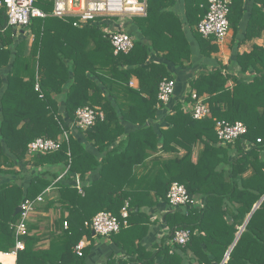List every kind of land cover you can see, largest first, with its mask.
<instances>
[{
	"label": "trees",
	"instance_id": "obj_1",
	"mask_svg": "<svg viewBox=\"0 0 264 264\" xmlns=\"http://www.w3.org/2000/svg\"><path fill=\"white\" fill-rule=\"evenodd\" d=\"M230 1L236 53L229 66L202 65L188 79L183 99L171 101L163 117L165 129L155 124L158 111L166 108L157 98L159 84L175 82L173 70L191 67L194 56L210 60L219 52L213 39L197 30L207 0H184L183 23L173 11L176 0H147L146 16L129 25L134 48L117 55L98 24L74 27L52 17L34 19L17 37L0 8V179H6L0 182L1 253L14 250L15 209L51 188L37 207L59 216L45 236L29 235L33 226L28 225L16 264H87L94 237L86 224L100 212L122 222L126 203L128 226L104 237L123 255L100 264H264V40L248 52L238 50L262 38L264 0L253 1L240 43L242 0ZM35 5L51 12L48 0ZM192 92L208 105L206 119L195 120L188 111ZM86 106L103 118L82 129L76 111ZM217 121L242 122L247 131L222 144L214 130ZM37 138L62 144L53 153L27 156L28 144ZM175 182L201 206L170 207L166 196ZM161 204L168 208L151 220ZM156 225L158 238L151 228ZM178 230L189 232L183 246L173 241ZM152 234L153 243L145 245ZM84 237L88 243L79 257L73 250ZM40 241L48 248H38Z\"/></svg>",
	"mask_w": 264,
	"mask_h": 264
},
{
	"label": "built area",
	"instance_id": "obj_2",
	"mask_svg": "<svg viewBox=\"0 0 264 264\" xmlns=\"http://www.w3.org/2000/svg\"><path fill=\"white\" fill-rule=\"evenodd\" d=\"M37 0H0V8H3L7 17V27H11L18 34L27 28L34 19L57 18L64 22L71 23L74 27H83L98 20L114 18L145 17L147 10V0H49L52 5L51 12L47 13L38 8ZM208 12L197 26L198 32L204 38H212L213 43L219 47L229 36L230 24L228 14L230 10V0H207ZM106 36L113 48L114 55L118 53H128L135 45V39L124 31H107ZM176 84L173 80L164 79L158 87L157 98L159 103L165 107L171 102L175 93ZM38 90V85L35 86ZM194 104L189 106L188 111L195 120L206 119L209 114V107L203 97H198L191 93ZM97 118L102 119L103 114L88 106L79 108L76 111V124L82 129L92 126ZM215 133L217 139L222 144L232 143L247 131L242 122L230 124L225 121L215 123ZM63 139L68 141L67 133ZM260 140H257L259 142ZM62 144L61 139L37 138L27 146V154H49L57 151ZM66 173L61 174L57 181L62 179ZM76 188L81 192V183L76 178ZM46 189L42 194L33 200L23 201L19 207L17 222L11 225L15 245L13 254L25 249L23 238L28 235V223L38 204L44 201V195L49 192ZM167 201L170 207L178 208L185 206H201L197 200L191 199L182 184L172 183L167 193ZM122 222L111 213L100 212L95 215L87 227L92 231L93 236L108 237L116 234L122 226L127 227L128 203L121 210ZM66 226V223L64 224ZM165 233V228H164ZM189 237V232L178 230L174 232L173 241L179 245H185ZM88 241L85 237L74 247V253L81 257L82 250Z\"/></svg>",
	"mask_w": 264,
	"mask_h": 264
},
{
	"label": "crops",
	"instance_id": "obj_3",
	"mask_svg": "<svg viewBox=\"0 0 264 264\" xmlns=\"http://www.w3.org/2000/svg\"><path fill=\"white\" fill-rule=\"evenodd\" d=\"M253 1L254 0H242V5H243V9H244L245 14H244L242 21L239 24V32H238V35L236 37L237 41L239 43L242 42L243 38L245 37L247 20H248L249 14L251 12V9L253 8ZM147 7H148V5H147ZM173 11L177 15V17L182 20V23H183L184 22L183 19H185L184 0H176L175 5L173 7ZM146 13H147V10H146ZM93 23L100 25L101 29L104 33H106L107 31H114V30H116V31L126 30L127 31L126 33H130V31H131V27H129V24H126V25L120 27L114 23L113 19L98 20V21H95ZM19 34L20 33H18L17 37L19 36ZM233 34H234L233 29H231L229 32V36H228V38H230V39L225 40V42L223 43L224 47L223 46L219 47V52L216 55H214V59H210V60L203 59L202 57H198L196 55V56H194V59L192 60L193 64L191 67H188L185 69H174L173 70V74L175 76L174 79H175L176 88H175V93L171 99L172 103L174 101L183 99L185 91L187 90L188 79L195 76L198 73V71H200V68L202 65H207L209 68L216 66V64H218V63H221L222 65L229 66L230 59L232 58V56H234V54L237 51V49L234 46L235 43L233 42L234 41L233 40L234 39ZM263 40H264V32H263L261 39H254V40L246 41L243 44H240V46L238 48L239 53H242L243 51L250 50L252 45H255V44L261 46L263 44ZM32 41H33V36H29L28 45H27L28 47L31 46ZM222 54H223V56H222ZM230 69L232 70V68H230ZM130 85L132 87L136 88L137 87V80L133 79L130 82ZM170 103L168 104V106L166 108H164L163 110L160 109L158 111L157 122L155 121V124L158 125L159 127L163 128L165 126V124H164V122H162V120H163V117L167 113H169V111H170V107L172 104V103L171 104ZM131 127L132 126L130 124L129 125L126 124V130H130ZM165 128L166 127H164V129ZM72 134L76 138L79 137L77 130L73 129V127H72ZM181 154H183V152H181ZM27 156H31V155L27 154ZM93 177H94V173L88 175L85 178L84 184L86 185ZM76 178L79 180V182L81 181L80 177L78 175H76L74 177L75 182H76ZM5 180L6 179L2 178V179H0V182H4ZM48 189H50V190L45 195L50 194L51 188H48ZM40 204H38L37 206H39ZM167 208H168V206H166L165 204H161L160 207L158 208V210H156V209L152 210L151 211V214H152L151 220L160 219L162 214L165 212V209H167ZM58 216L59 215H58L57 211H54L53 209L50 210L49 212H43V211H40L37 207L35 209L34 213L32 214L31 219L28 223V225L33 226V230L31 232H29V235L32 234V235L41 237L43 234L45 236L48 233L49 226L52 225V223L54 222V220L56 218H58ZM160 225H156V226L151 227L152 232L155 235L157 234L156 238H158V236H160V232H158V230L161 228ZM93 237H94V240H93L92 249H91V252L86 259L87 264H100V263L106 261L111 256H114L115 259L121 258V256L123 255V252L121 250H119L114 245L112 240H110L109 238H104V237L103 238L99 237L97 239H95L96 238L95 236H93ZM153 241H154V237L152 234L144 240V243H145V245H150L151 243H153ZM37 246L40 249H46V248H48V242L40 241V243ZM10 254H13V253H10ZM6 255H8V254H6ZM13 255L15 256L14 264H16L17 254H13ZM0 264H3V263L0 262Z\"/></svg>",
	"mask_w": 264,
	"mask_h": 264
},
{
	"label": "rangeland",
	"instance_id": "obj_4",
	"mask_svg": "<svg viewBox=\"0 0 264 264\" xmlns=\"http://www.w3.org/2000/svg\"><path fill=\"white\" fill-rule=\"evenodd\" d=\"M49 1V0H48ZM113 21H114V23L117 25V26H120V27H122V26H124V25H126V24H129V25H132V18H114L113 19ZM231 30V29H230ZM125 32H127L126 30H124ZM227 39H230V38H227ZM28 40H29V37H28ZM224 44H222L221 46H223ZM224 47V46H223ZM249 51V50H248ZM248 51H243V52H248ZM242 52V53H243ZM222 56H223V54H222ZM221 56V57H222ZM63 173H67V170H65ZM63 173H61V174H63ZM23 176V175H22ZM36 209V208H35ZM17 220H18V218H17V216H16V219H15V221H14V223H16L17 222ZM100 236H96V238L95 239H97V238H99ZM74 251V250H73Z\"/></svg>",
	"mask_w": 264,
	"mask_h": 264
},
{
	"label": "water",
	"instance_id": "obj_5",
	"mask_svg": "<svg viewBox=\"0 0 264 264\" xmlns=\"http://www.w3.org/2000/svg\"><path fill=\"white\" fill-rule=\"evenodd\" d=\"M20 33H22V31H20ZM130 34L132 35V33H130ZM14 35H17V33L14 32ZM263 199H264V197H263L261 200H263ZM260 202H261V201H260ZM260 202H259V203H260ZM259 203H258V204H259ZM257 206H258V205H256V206L254 207L253 211L257 208ZM253 211H252V212H253ZM19 212H20V207H17V208L15 209V211H14L13 216H17ZM249 218H250V215H249V217L247 218V220H246L245 224L243 225V227L241 228L240 232L238 233L237 238L239 237L240 233H241L242 230L244 229V226H245L246 223L248 222ZM237 238H236L235 242L237 241ZM235 242L233 243V245L235 244ZM233 245L231 246L230 249H232ZM230 249H229V250H230ZM227 256H228V253H227L226 256H225V259L227 258ZM225 259H224L223 262H225Z\"/></svg>",
	"mask_w": 264,
	"mask_h": 264
},
{
	"label": "bare ground",
	"instance_id": "obj_6",
	"mask_svg": "<svg viewBox=\"0 0 264 264\" xmlns=\"http://www.w3.org/2000/svg\"><path fill=\"white\" fill-rule=\"evenodd\" d=\"M15 256L13 254H2L0 253V262L3 264H14Z\"/></svg>",
	"mask_w": 264,
	"mask_h": 264
}]
</instances>
